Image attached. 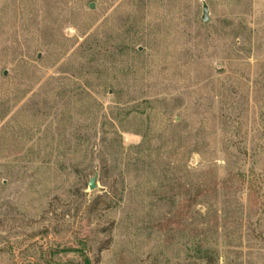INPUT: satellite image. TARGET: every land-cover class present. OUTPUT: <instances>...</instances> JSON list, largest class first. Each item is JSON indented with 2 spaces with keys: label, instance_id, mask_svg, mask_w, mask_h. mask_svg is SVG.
<instances>
[{
  "label": "rangeland",
  "instance_id": "rangeland-1",
  "mask_svg": "<svg viewBox=\"0 0 264 264\" xmlns=\"http://www.w3.org/2000/svg\"><path fill=\"white\" fill-rule=\"evenodd\" d=\"M0 264H264V0H0Z\"/></svg>",
  "mask_w": 264,
  "mask_h": 264
},
{
  "label": "water",
  "instance_id": "water-1",
  "mask_svg": "<svg viewBox=\"0 0 264 264\" xmlns=\"http://www.w3.org/2000/svg\"><path fill=\"white\" fill-rule=\"evenodd\" d=\"M89 8L93 9L94 8V3L89 4ZM203 21H208L209 20V11H208V6L206 3L203 4V10H202V16H201ZM96 187V175L90 178L89 181V188L94 189Z\"/></svg>",
  "mask_w": 264,
  "mask_h": 264
}]
</instances>
